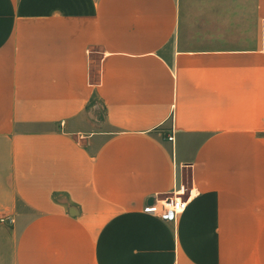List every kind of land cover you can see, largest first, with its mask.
<instances>
[{"label": "crops", "instance_id": "1", "mask_svg": "<svg viewBox=\"0 0 264 264\" xmlns=\"http://www.w3.org/2000/svg\"><path fill=\"white\" fill-rule=\"evenodd\" d=\"M3 217L0 264H264V0H0Z\"/></svg>", "mask_w": 264, "mask_h": 264}, {"label": "built area", "instance_id": "2", "mask_svg": "<svg viewBox=\"0 0 264 264\" xmlns=\"http://www.w3.org/2000/svg\"><path fill=\"white\" fill-rule=\"evenodd\" d=\"M173 135L168 137L169 141H173ZM186 187L184 185L179 186L171 195L160 200V211L158 216L166 222H174L176 216L182 213L187 205L189 197L184 198L186 193ZM0 222L6 223L8 225H13L15 223L13 218H0Z\"/></svg>", "mask_w": 264, "mask_h": 264}, {"label": "rangeland", "instance_id": "3", "mask_svg": "<svg viewBox=\"0 0 264 264\" xmlns=\"http://www.w3.org/2000/svg\"><path fill=\"white\" fill-rule=\"evenodd\" d=\"M14 225V224H13Z\"/></svg>", "mask_w": 264, "mask_h": 264}]
</instances>
